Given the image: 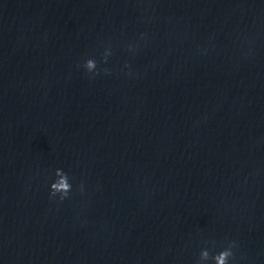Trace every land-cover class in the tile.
I'll return each instance as SVG.
<instances>
[{
    "label": "clouds",
    "instance_id": "9594fccd",
    "mask_svg": "<svg viewBox=\"0 0 264 264\" xmlns=\"http://www.w3.org/2000/svg\"><path fill=\"white\" fill-rule=\"evenodd\" d=\"M131 49V46H129ZM112 55L111 47H106L101 60L98 62L95 58L89 57L84 60L82 67L85 72L90 74V78H95L96 75H99L101 72L104 74H110L108 68H99L98 64H107L109 57ZM81 65H78V67ZM126 67L128 65H125ZM56 179L53 183L50 184L49 196L51 199L59 196V200L63 202L66 199L70 198V193L72 192V184L69 182V176L62 169L57 168L55 170ZM80 191H83V184L80 186ZM237 247L236 242L228 241L227 246L224 247L221 251L215 255H210V252L207 248H204L200 252L198 264H204L205 261L211 259L214 264H229L231 259H234V251Z\"/></svg>",
    "mask_w": 264,
    "mask_h": 264
}]
</instances>
